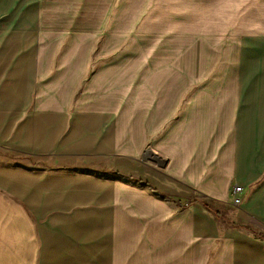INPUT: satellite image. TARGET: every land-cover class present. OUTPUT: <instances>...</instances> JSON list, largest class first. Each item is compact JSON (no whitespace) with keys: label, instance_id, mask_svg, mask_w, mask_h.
<instances>
[{"label":"crops","instance_id":"crops-1","mask_svg":"<svg viewBox=\"0 0 264 264\" xmlns=\"http://www.w3.org/2000/svg\"><path fill=\"white\" fill-rule=\"evenodd\" d=\"M59 6L0 0V264H264V0Z\"/></svg>","mask_w":264,"mask_h":264},{"label":"rangeland","instance_id":"rangeland-1","mask_svg":"<svg viewBox=\"0 0 264 264\" xmlns=\"http://www.w3.org/2000/svg\"><path fill=\"white\" fill-rule=\"evenodd\" d=\"M121 1L123 2L122 10H123V13L125 14V17H127L128 15H131L132 4L136 0H121ZM92 2H93V0H92ZM144 3H145V1H144ZM90 4H91V0H60L59 11H60V14H62V15H68V14L79 15V14H83L84 10L88 9ZM91 7H92V5H91ZM161 11H166V10H161ZM225 11L226 10L224 8L219 7L217 9V14L215 15V18H220L221 14H225ZM128 18H130V17H128ZM204 18H206V15L204 16ZM125 19H127V18H125ZM124 25H125V29H128V31H130L133 24L131 22H125ZM203 25H204V27H212V26L227 27L226 23L223 24L220 22L219 23H217V22L206 23L205 22ZM125 40L129 41V43H125V44H130V36H128V38H125ZM125 47H128V46H125Z\"/></svg>","mask_w":264,"mask_h":264},{"label":"built area","instance_id":"built-area-1","mask_svg":"<svg viewBox=\"0 0 264 264\" xmlns=\"http://www.w3.org/2000/svg\"><path fill=\"white\" fill-rule=\"evenodd\" d=\"M241 190H242V187H241V186L236 185V186L234 187V192H235V193H238V192H240Z\"/></svg>","mask_w":264,"mask_h":264}]
</instances>
